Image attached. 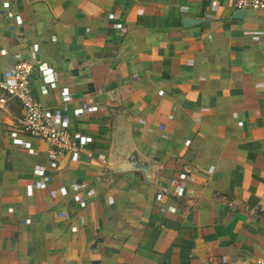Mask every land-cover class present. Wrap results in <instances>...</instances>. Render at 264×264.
<instances>
[{
  "label": "crops",
  "instance_id": "1",
  "mask_svg": "<svg viewBox=\"0 0 264 264\" xmlns=\"http://www.w3.org/2000/svg\"><path fill=\"white\" fill-rule=\"evenodd\" d=\"M238 12L0 0V78L46 64L35 98L84 138L53 166L19 104L0 105V264L264 262V15Z\"/></svg>",
  "mask_w": 264,
  "mask_h": 264
},
{
  "label": "built area",
  "instance_id": "2",
  "mask_svg": "<svg viewBox=\"0 0 264 264\" xmlns=\"http://www.w3.org/2000/svg\"><path fill=\"white\" fill-rule=\"evenodd\" d=\"M232 1L237 11L256 10L264 15V0ZM35 73L40 74L45 84L54 83V75L46 64L31 59L19 61L0 78V105H6L8 101L19 104L22 115L17 126L18 130L30 139L43 144L49 155L50 164L54 166L65 158L82 153L84 138L72 132L59 113L45 109L35 98L31 88ZM46 92L47 90H43V93ZM60 92L67 102L75 98V93L66 86L61 87ZM73 114L81 117L84 109L74 108ZM49 180V177L44 178V182Z\"/></svg>",
  "mask_w": 264,
  "mask_h": 264
},
{
  "label": "water",
  "instance_id": "3",
  "mask_svg": "<svg viewBox=\"0 0 264 264\" xmlns=\"http://www.w3.org/2000/svg\"><path fill=\"white\" fill-rule=\"evenodd\" d=\"M238 15H240L241 14V11H239L238 13H237ZM122 170H127V169H130L131 168V166L130 165H128L127 163H125V164H122Z\"/></svg>",
  "mask_w": 264,
  "mask_h": 264
}]
</instances>
